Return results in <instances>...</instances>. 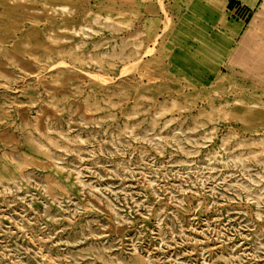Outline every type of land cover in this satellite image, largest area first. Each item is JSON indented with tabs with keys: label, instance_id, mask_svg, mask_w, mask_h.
Returning <instances> with one entry per match:
<instances>
[{
	"label": "rangeland",
	"instance_id": "obj_1",
	"mask_svg": "<svg viewBox=\"0 0 264 264\" xmlns=\"http://www.w3.org/2000/svg\"><path fill=\"white\" fill-rule=\"evenodd\" d=\"M182 5L0 0V264H264V105L182 59Z\"/></svg>",
	"mask_w": 264,
	"mask_h": 264
},
{
	"label": "crops",
	"instance_id": "obj_2",
	"mask_svg": "<svg viewBox=\"0 0 264 264\" xmlns=\"http://www.w3.org/2000/svg\"><path fill=\"white\" fill-rule=\"evenodd\" d=\"M173 3H175L173 1ZM174 25V44L187 49L182 59L210 86L231 90L243 104L264 105V0H181ZM240 8L248 18H234ZM188 50V49H187ZM190 61V62H189ZM184 66V64H183Z\"/></svg>",
	"mask_w": 264,
	"mask_h": 264
},
{
	"label": "built area",
	"instance_id": "obj_3",
	"mask_svg": "<svg viewBox=\"0 0 264 264\" xmlns=\"http://www.w3.org/2000/svg\"><path fill=\"white\" fill-rule=\"evenodd\" d=\"M235 15L233 16L234 18H238L240 20H246L248 18V11H245L240 8H237V10L234 12Z\"/></svg>",
	"mask_w": 264,
	"mask_h": 264
},
{
	"label": "bare ground",
	"instance_id": "obj_4",
	"mask_svg": "<svg viewBox=\"0 0 264 264\" xmlns=\"http://www.w3.org/2000/svg\"><path fill=\"white\" fill-rule=\"evenodd\" d=\"M41 39V38H40ZM96 78V77H95ZM140 79V78H139ZM151 83V82H150ZM107 84V83H106Z\"/></svg>",
	"mask_w": 264,
	"mask_h": 264
}]
</instances>
